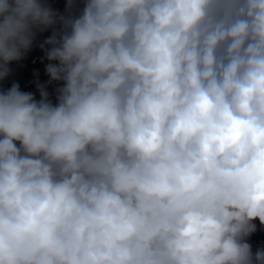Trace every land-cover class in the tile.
<instances>
[{
  "label": "clouds",
  "instance_id": "9594fccd",
  "mask_svg": "<svg viewBox=\"0 0 264 264\" xmlns=\"http://www.w3.org/2000/svg\"><path fill=\"white\" fill-rule=\"evenodd\" d=\"M49 29L58 103L0 91V264H264V0H0V81Z\"/></svg>",
  "mask_w": 264,
  "mask_h": 264
},
{
  "label": "trees",
  "instance_id": "16d2710c",
  "mask_svg": "<svg viewBox=\"0 0 264 264\" xmlns=\"http://www.w3.org/2000/svg\"><path fill=\"white\" fill-rule=\"evenodd\" d=\"M43 2L52 9L53 12L65 17H77L82 13L85 6V0H72V7L69 9L68 0H43ZM60 25L55 27L59 30ZM53 29H49L42 33H37L36 39L30 51L18 62H13L9 65V76L0 81V91H8L13 84L19 86L21 92L31 93L34 99L39 102L40 87L48 93V99L53 104L58 103V89L63 87V82H50V77L47 75L46 67L49 61L46 59V46L42 49L44 41L52 35ZM257 231L251 235L247 242L252 246L253 251L264 249V227L260 226L259 222H255Z\"/></svg>",
  "mask_w": 264,
  "mask_h": 264
}]
</instances>
